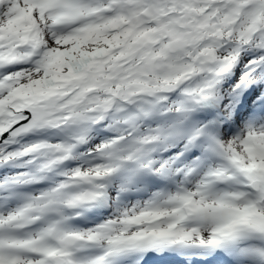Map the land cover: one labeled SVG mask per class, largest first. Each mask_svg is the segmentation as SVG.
<instances>
[{"label":"snow or ice","instance_id":"obj_1","mask_svg":"<svg viewBox=\"0 0 264 264\" xmlns=\"http://www.w3.org/2000/svg\"><path fill=\"white\" fill-rule=\"evenodd\" d=\"M0 264H264V0H0Z\"/></svg>","mask_w":264,"mask_h":264}]
</instances>
